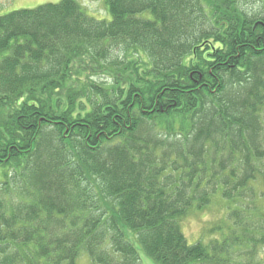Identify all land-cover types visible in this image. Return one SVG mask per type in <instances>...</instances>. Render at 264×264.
<instances>
[{
    "label": "trees",
    "instance_id": "obj_1",
    "mask_svg": "<svg viewBox=\"0 0 264 264\" xmlns=\"http://www.w3.org/2000/svg\"><path fill=\"white\" fill-rule=\"evenodd\" d=\"M258 1L0 15V264H264ZM218 195L231 225L189 243Z\"/></svg>",
    "mask_w": 264,
    "mask_h": 264
},
{
    "label": "rangeland",
    "instance_id": "obj_2",
    "mask_svg": "<svg viewBox=\"0 0 264 264\" xmlns=\"http://www.w3.org/2000/svg\"><path fill=\"white\" fill-rule=\"evenodd\" d=\"M61 0H0V15L22 8H35L46 3H58ZM81 6L92 16L99 19H111L106 0H78ZM248 9L256 8L258 0H239ZM117 51V50H116ZM123 60V53H120ZM133 58V57H132ZM101 79H105L101 77ZM107 80V79H106ZM261 187V184H259ZM226 201L221 196H216L213 203L201 210L192 212L183 222L182 230L189 243L204 241L207 243L219 235L215 228L224 225H231L229 218H226ZM221 237V236H220ZM78 264H93L91 258L85 254L78 259Z\"/></svg>",
    "mask_w": 264,
    "mask_h": 264
}]
</instances>
